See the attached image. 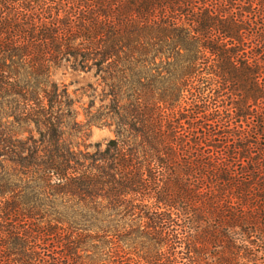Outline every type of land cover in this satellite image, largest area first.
<instances>
[{
  "label": "trees",
  "instance_id": "16d2710c",
  "mask_svg": "<svg viewBox=\"0 0 264 264\" xmlns=\"http://www.w3.org/2000/svg\"><path fill=\"white\" fill-rule=\"evenodd\" d=\"M0 264H264V0H0Z\"/></svg>",
  "mask_w": 264,
  "mask_h": 264
},
{
  "label": "rangeland",
  "instance_id": "374dc122",
  "mask_svg": "<svg viewBox=\"0 0 264 264\" xmlns=\"http://www.w3.org/2000/svg\"><path fill=\"white\" fill-rule=\"evenodd\" d=\"M51 79L60 87H65L69 92L72 99L75 101V111L79 114L80 119H84L83 108L87 106L88 98H81L78 89L85 86L88 83H93L94 79L90 75L80 74L69 69L66 65H62L60 68L52 72ZM85 104V106H83ZM99 103H96L97 107ZM113 138L112 129L108 127H92L88 136L79 143L84 146L94 144H105L108 140Z\"/></svg>",
  "mask_w": 264,
  "mask_h": 264
}]
</instances>
